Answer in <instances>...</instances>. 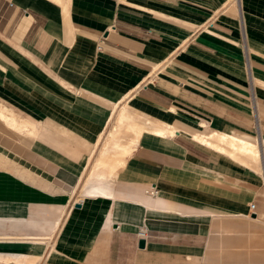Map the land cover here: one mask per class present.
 Segmentation results:
<instances>
[{"label": "crops", "instance_id": "0c3cea01", "mask_svg": "<svg viewBox=\"0 0 264 264\" xmlns=\"http://www.w3.org/2000/svg\"><path fill=\"white\" fill-rule=\"evenodd\" d=\"M0 264H264V0H0Z\"/></svg>", "mask_w": 264, "mask_h": 264}, {"label": "built area", "instance_id": "2783aa9c", "mask_svg": "<svg viewBox=\"0 0 264 264\" xmlns=\"http://www.w3.org/2000/svg\"><path fill=\"white\" fill-rule=\"evenodd\" d=\"M147 192H148V194L151 195V196H156V194H157L158 191H157V189L153 186V187H150V188L147 190ZM254 207H255V205H254V204H251V205H250V210L253 211ZM144 233H145V230L142 228V229L139 230L138 235L142 237V236H144Z\"/></svg>", "mask_w": 264, "mask_h": 264}, {"label": "water", "instance_id": "95a60500", "mask_svg": "<svg viewBox=\"0 0 264 264\" xmlns=\"http://www.w3.org/2000/svg\"><path fill=\"white\" fill-rule=\"evenodd\" d=\"M77 206H78V204H77ZM144 243H145V240L144 239H140L139 242H138L139 247H143Z\"/></svg>", "mask_w": 264, "mask_h": 264}, {"label": "bare ground", "instance_id": "6f19581e", "mask_svg": "<svg viewBox=\"0 0 264 264\" xmlns=\"http://www.w3.org/2000/svg\"><path fill=\"white\" fill-rule=\"evenodd\" d=\"M242 148H243V149H242L243 151H244V150L246 151V149H248L249 147H248L246 144H243ZM247 151H248V150H247Z\"/></svg>", "mask_w": 264, "mask_h": 264}, {"label": "rangeland", "instance_id": "374dc122", "mask_svg": "<svg viewBox=\"0 0 264 264\" xmlns=\"http://www.w3.org/2000/svg\"><path fill=\"white\" fill-rule=\"evenodd\" d=\"M112 161H115V159L113 158V159H111Z\"/></svg>", "mask_w": 264, "mask_h": 264}]
</instances>
